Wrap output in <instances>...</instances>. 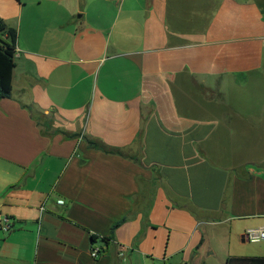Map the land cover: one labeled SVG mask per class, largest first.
I'll use <instances>...</instances> for the list:
<instances>
[{
    "label": "crops",
    "instance_id": "crops-1",
    "mask_svg": "<svg viewBox=\"0 0 264 264\" xmlns=\"http://www.w3.org/2000/svg\"><path fill=\"white\" fill-rule=\"evenodd\" d=\"M0 21V264L264 257L210 246L264 227V0H0Z\"/></svg>",
    "mask_w": 264,
    "mask_h": 264
},
{
    "label": "trees",
    "instance_id": "trees-1",
    "mask_svg": "<svg viewBox=\"0 0 264 264\" xmlns=\"http://www.w3.org/2000/svg\"><path fill=\"white\" fill-rule=\"evenodd\" d=\"M17 39L18 33L16 29L10 28L3 21H0V100L12 97L14 71L16 68ZM90 147L108 154L123 155L120 151L108 149L100 142H91ZM134 160L137 159L134 158ZM96 240V237H93V242H96ZM228 264H264V257H231L228 259Z\"/></svg>",
    "mask_w": 264,
    "mask_h": 264
},
{
    "label": "rangeland",
    "instance_id": "rangeland-1",
    "mask_svg": "<svg viewBox=\"0 0 264 264\" xmlns=\"http://www.w3.org/2000/svg\"><path fill=\"white\" fill-rule=\"evenodd\" d=\"M116 1V0H115ZM205 229V228H204ZM203 229V230H204ZM210 246L215 247L218 253H224L227 251H230L231 254H237L240 256H261L257 255L260 252H264V244H254V243H242V238L241 237H233L231 239L230 244L226 240L220 241H214L213 239L210 241ZM210 264H221L216 258H213L210 260ZM150 264H153V262H150ZM160 264V263H157ZM170 264H176L173 262H170Z\"/></svg>",
    "mask_w": 264,
    "mask_h": 264
},
{
    "label": "built area",
    "instance_id": "built-area-1",
    "mask_svg": "<svg viewBox=\"0 0 264 264\" xmlns=\"http://www.w3.org/2000/svg\"><path fill=\"white\" fill-rule=\"evenodd\" d=\"M58 203L62 205L64 201L60 200L58 201ZM11 229H12V225L9 219L4 217L0 213V230L4 232H10ZM244 239L249 243H254V244L263 243L264 244V227L247 229L244 233ZM91 254H92V257L94 258H99L101 256V252L99 249H93Z\"/></svg>",
    "mask_w": 264,
    "mask_h": 264
}]
</instances>
